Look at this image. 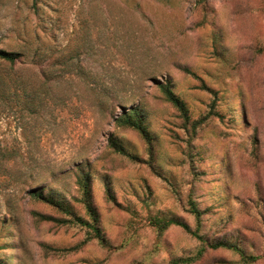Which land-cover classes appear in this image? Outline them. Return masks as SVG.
Here are the masks:
<instances>
[{"label": "rangeland", "instance_id": "374dc122", "mask_svg": "<svg viewBox=\"0 0 264 264\" xmlns=\"http://www.w3.org/2000/svg\"><path fill=\"white\" fill-rule=\"evenodd\" d=\"M0 49L25 55L0 61V264H170L199 243L149 218L195 228L189 198L264 264V0H0ZM135 107L146 135L119 122ZM79 169L118 251L32 195L87 219Z\"/></svg>", "mask_w": 264, "mask_h": 264}, {"label": "trees", "instance_id": "16d2710c", "mask_svg": "<svg viewBox=\"0 0 264 264\" xmlns=\"http://www.w3.org/2000/svg\"><path fill=\"white\" fill-rule=\"evenodd\" d=\"M22 53L9 52L0 49V61L16 63L17 60L24 57ZM164 94L166 99L177 107L185 116L187 114L185 103L167 86L164 87ZM119 122L126 127L138 130L142 135L148 134L145 127V121L142 115V109L135 107L131 109L127 114L119 119ZM112 147L119 153L132 157L128 150L118 143L115 139L111 138ZM133 158V157H132ZM80 172V188L82 192L81 202L84 205L88 218L81 217L67 201L55 197L52 193H44L43 190L33 191L32 195L34 198L41 199L45 203L54 207L60 212H63L70 216L69 221H60L65 223L74 224L86 229L91 235L92 239H95L98 244L109 252L120 250L122 247L114 246L106 237V234L101 225V217L93 199L91 182L92 176L90 173L86 174ZM110 193V191H109ZM110 200L114 201V197L109 194ZM186 210L195 219V228L191 227L184 220L177 217H166L160 215H154L149 218L151 226L156 229L157 235L161 237L171 227H180L198 243V248L193 254L182 256L171 260L170 264H194L199 261L208 250L227 249L237 254L244 264H255L261 257L254 254H249L245 249L238 243L229 240H217L209 238L201 232V226L203 225V211L198 203L193 199L189 198Z\"/></svg>", "mask_w": 264, "mask_h": 264}]
</instances>
